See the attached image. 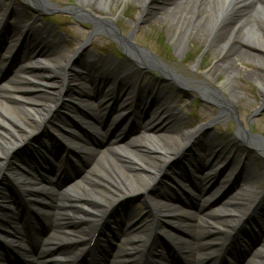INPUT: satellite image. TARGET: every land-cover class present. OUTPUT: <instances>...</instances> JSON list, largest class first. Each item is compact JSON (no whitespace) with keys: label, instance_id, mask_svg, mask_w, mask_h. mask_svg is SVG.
<instances>
[{"label":"bare ground","instance_id":"6f19581e","mask_svg":"<svg viewBox=\"0 0 264 264\" xmlns=\"http://www.w3.org/2000/svg\"><path fill=\"white\" fill-rule=\"evenodd\" d=\"M10 5L4 4L5 11H11V16H15L16 8ZM26 9H31V6H35L39 10L50 11L54 9V6L47 0H26ZM77 4L71 9L81 16L85 15L96 21V28L98 30L111 29L110 24L114 25V18L97 15L92 11L90 0H76ZM154 0H139L144 10L149 9ZM199 4H207L209 10V21L213 22V26L216 28L221 22H230V28L219 45V54L225 52H231L233 47L240 50L239 56L235 61L226 68L225 75H227L228 81H233L239 76L236 64L245 63V57H250L251 60L257 59L261 63V70L259 73H254L253 77H256V82L264 93V0H196ZM92 2L100 3L104 10L111 9L115 4V0H92ZM190 3L191 0H186L184 3ZM9 6V7H8ZM3 8L0 9V15H3ZM6 13V12H5ZM4 13V14H5ZM97 17V18H96ZM26 21H18L10 29L5 30L4 33L10 31L16 32L20 39H24V46H26V37L28 43V53L36 54V57L30 58L24 63L18 65V69L14 75L10 78H6L5 83L0 85V177H4L5 180L9 178L15 181L17 177L24 178V171L27 163L24 155L15 156L16 149L23 141L33 140L37 141L39 137H47L46 128L49 124L57 119L62 113V109L69 107V93L74 90L75 86L86 78L95 76V74H101L98 69L88 60L81 58L86 53V44L81 49H73L74 41L67 42V47L71 50L60 51L57 49L66 44V41L62 36L58 35L56 30L49 28L46 32L43 28L40 29L34 22L33 24H27ZM1 24V22H0ZM186 26V27H185ZM194 26V25H192ZM190 28V24L184 23L179 27V31L187 30L195 31L194 27ZM45 32V33H44ZM4 33L0 34V40L4 41ZM193 33V34H194ZM77 34V33H76ZM100 35V34H97ZM43 39L40 41L39 37ZM250 38H256L260 44H252L247 40ZM11 40V38H10ZM52 40V41H50ZM124 48L127 50V58L119 66L126 67L131 63L140 70H145L150 67L161 68L162 75L167 77L168 80L173 81L174 85L178 89L185 91L184 89L192 88V82L186 79L183 75L178 74L164 63H160L157 59H154L149 54H142L133 49L128 41H124ZM42 45H46L43 51L39 52ZM21 47L24 50L25 47ZM57 47V49L55 48ZM3 47H0L2 49ZM46 51V52H45ZM56 51V52H55ZM25 53V56L27 55ZM37 52H39L37 54ZM4 49L0 51V57L4 56ZM10 53V52H8ZM96 57V56H95ZM81 58V59H80ZM86 58V57H85ZM91 58V57H90ZM89 59V57H88ZM95 62H98L97 57ZM114 58H110L107 64L115 63ZM5 63V60H3ZM226 64L223 66L215 67L212 71L205 74V80L201 84H196L199 92L206 98L212 99L219 105L218 118L223 120L230 113H233L235 104L232 101L235 97L230 94L231 99L227 98L223 93L216 90L212 85L213 76L219 75L224 70ZM3 70V69H2ZM104 73V72H102ZM104 79H108L106 73H104ZM238 75V76H236ZM98 81L97 76L95 81ZM166 82V81H165ZM192 83V84H191ZM110 88L116 89L118 84L116 82L110 83ZM115 93L117 99H122L129 103L127 117L125 121L129 122L135 118L139 121V115L143 109L142 100L149 101L152 98L162 102L163 106L155 110L150 122L146 124V129L151 127L156 122H163L168 119L171 108L165 107L167 96L164 93H158L153 95L152 93H139L137 94L133 90V84L123 83L122 87ZM142 92V91H141ZM201 95V96H202ZM116 99V98H112ZM51 100H54L51 103ZM95 100L92 96L83 106L87 112L92 116V119L87 121V127L96 132L95 134L102 137L101 127H103L104 116L103 113L97 110L95 106L87 104ZM62 101V106L57 109ZM104 100H100L98 103H103ZM99 105V104H98ZM59 110V111H58ZM122 114L118 115L115 121L106 128H111L118 120H120ZM77 118L85 121L80 111H78ZM155 122V123H154ZM116 125V124H115ZM144 127V128H145ZM70 133H65L63 136L64 143L67 145V151L69 155L76 157L75 149H78L84 158H90L95 156L93 165L84 174L80 175L73 183H70L62 191L61 189L54 188L55 182L51 180L49 183H44L48 174L42 178V181L36 180L30 174L26 175V179L36 180L32 184L26 183L23 180L21 183L27 185L33 193L31 198L33 199V205L36 207L37 214L44 218L49 225V236L43 238L42 244L44 249L41 253H34L28 249L27 236L22 229L20 232L10 236L12 246H20L18 254L22 257H26L29 260L37 259L39 261L51 259L48 255L50 247L62 246L66 249L69 245L76 241H81L86 235V232L90 229L91 225L94 228L98 224L109 225L107 230L112 234V231L117 230L116 219L113 217L114 212L119 208L131 207L133 200L136 198L143 200L146 204L148 194L153 190H156L159 186H162L165 174L176 167L175 162L177 159H183L187 162L189 167L197 172L206 171L204 176H207L208 184L214 183L218 179L217 167L223 168V171L227 174L223 178L217 189H211L210 193L203 197L205 205L209 199L216 198L220 190L229 184V177L231 176V168H235V179H239L242 175L245 178L250 179L248 187L251 190L242 189L235 194V196L227 199L220 205L212 210H204L201 219L199 216L182 206L175 205L172 200V196H168L166 193L161 194L162 198L157 206L152 204V210L154 214L149 216L155 222L149 224L133 223V231H127L122 237L125 239V247L122 253L125 254V263L127 261L134 260L136 257L140 259V253L143 248L146 247L148 241H152L158 237L165 238L170 243L166 254L161 255L155 260L152 258V264H159L158 260L164 264H173V258L170 254H173L174 258L180 259L183 264H229V259H233V251L236 243H231V237L225 235V231L234 225L237 221L238 214L242 212V208L250 202V192L254 189L258 182L252 181L254 171L252 167L244 169L245 171H238L241 169L242 161L240 151L242 149L233 146L230 150L222 148L220 151H216L219 146L215 148V142L211 143V146L203 144L200 145V141L203 139L204 133L208 128L200 129L199 133L193 135L189 131L179 130L175 133L169 131L162 132L161 134L149 133L146 130L139 137H132L126 145H116L110 149L98 150L93 143H89L81 135L75 134L73 130L68 127ZM45 130V131H44ZM40 131V132H39ZM44 131V132H43ZM105 131V130H104ZM39 132V136L35 137L34 134ZM239 137L245 140L246 144L251 146L260 159L264 160V142L258 138H252L250 135L239 132ZM35 137V138H34ZM201 137V138H200ZM200 138V139H199ZM58 144V142H56ZM63 143V144H64ZM192 147H201V151L206 153L203 165H197V161L190 154ZM199 147V148H200ZM109 148V147H108ZM28 149V148H26ZM25 149V150H26ZM19 151V150H18ZM17 151V152H18ZM232 154V158L228 161V158L224 154ZM45 154V153H44ZM37 156H40L36 153ZM46 155L51 156L50 152L46 150ZM210 159L217 162L216 166L210 164ZM68 162V161H67ZM47 166V161L44 163ZM207 165L209 167H207ZM205 167V168H204ZM245 167V166H244ZM38 169V168H35ZM33 169V171H35ZM207 169V170H206ZM230 171V172H228ZM65 172V169L62 173ZM186 173L184 172V175ZM40 176V175H39ZM42 177V176H41ZM234 177V176H233ZM20 178L17 180L19 181ZM19 187L21 185L19 184ZM2 188H0L1 192ZM207 190L202 187V194H205ZM249 191V192H248ZM2 193H0L1 195ZM51 196L53 203L48 205L43 197ZM34 196V197H33ZM160 196V197H161ZM200 195H198L199 197ZM136 197V198H135ZM165 197V198H164ZM244 197V200L236 203V198ZM160 199V198H159ZM8 196H0V219L7 218L3 216V209H6L10 205ZM243 201V202H242ZM156 201H153L155 203ZM230 206H234L233 210L228 209ZM249 208V207H248ZM248 208L241 215V218L253 217V214L245 215ZM148 209V207H147ZM18 215L14 218L17 221ZM133 217V216H132ZM245 217V218H246ZM138 218L135 217L134 221ZM159 222V220H161ZM198 219V220H197ZM239 219V218H238ZM164 220V221H163ZM132 221V220H131ZM67 222L65 226L64 224ZM159 222V223H158ZM263 225V224H262ZM177 230H175L176 228ZM114 228V229H113ZM106 230V227L102 228ZM240 236V235H239ZM242 236V235H241ZM234 239V238H233ZM241 239V238H240ZM191 240H195L196 245L200 247L199 258L194 259V246L191 245ZM226 240V242L224 241ZM228 241V244H227ZM227 245V246H226ZM207 248L205 254L201 253ZM60 249V248H59ZM232 250L230 253L229 250ZM210 250V251H208ZM211 251L213 253H211ZM225 253V257H221V254ZM61 258V249L60 255ZM227 257V258H226ZM4 258V255H3ZM116 259H113L115 264ZM34 264L33 262H29ZM123 263V264H125ZM0 264H4V260L0 259ZM41 264V263H38ZM133 264V263H131ZM246 264H264V246L259 248L251 256L250 260Z\"/></svg>","mask_w":264,"mask_h":264},{"label":"rangeland","instance_id":"374dc122","mask_svg":"<svg viewBox=\"0 0 264 264\" xmlns=\"http://www.w3.org/2000/svg\"><path fill=\"white\" fill-rule=\"evenodd\" d=\"M48 1L54 6V9L48 11V13L41 12L42 14L34 12L31 9H26L23 0L14 1V3H16L12 4V7L16 8V14L15 16L12 15L9 17L6 26H14L21 20L27 23L29 22L30 25L36 22V24H38L37 26L40 29L43 28L46 32L49 31V28L56 30L57 34L62 36L66 41V44L59 47V49L55 47L58 52L61 50L66 52L67 50H71L72 48L67 47V42L75 40L73 49L79 50L83 44H88L87 46L89 47L86 49L85 55L91 57L89 60L93 59L96 55L99 59L102 58L106 60L109 57H115L117 58V62H123L125 59L123 56V49L117 42L112 43L104 36H91L93 32L92 24L83 18L75 19L70 14L74 13L71 8L77 4L76 0ZM184 1L186 0H154L152 5L149 6V9L147 8L145 10L139 0H115V4H113L109 10L105 8L103 10V6L100 3L94 4L92 0L87 2V4H91L94 13L98 15H102L101 13H103L105 17L114 18V23L121 29L120 31L123 36L127 37L133 34L132 44L138 45L139 48L142 47L149 50L156 56L158 61L163 62L167 67L183 75L193 83H191L192 88L189 87L183 91L182 88L178 89L173 81L165 82L161 80L163 77L153 69L140 72L142 76L135 75L132 83L137 88H142V91L150 87L156 88L160 86L165 96H167L165 107L171 108V110H169L170 114H168V119L164 122H156L157 124L147 129L148 132L161 134L165 131L175 133L179 130H183L195 134V132L202 127L210 126V129L204 133L200 145H203V143L211 144L215 142V145L220 146L217 151L222 147L231 149L233 146H235L234 150H236V148L242 149V151H240L241 157L239 158H243V161L252 167L254 171L252 181L258 182L255 188L258 189L260 187L264 190V160L260 159L259 154H257L253 148H250V150L246 147L239 146L235 138L237 132H240L237 130H243L244 128L253 138L264 141V93L262 91L263 89L261 90L257 84L255 80L256 77H253L254 73L260 72L262 67L261 63L257 59L251 60L250 57H245L246 59L248 58L245 63H235L238 68L237 71L239 72V76L236 75L238 77L233 81H228L225 70L235 61L237 56L241 55L240 50L236 48L237 46L231 48V52L219 54L218 45L224 40L230 28V22H221L216 28L213 26V22L208 19L209 10L207 4H199L196 0H191L190 3H184ZM4 4L5 0H0L1 9ZM8 5H10V3ZM1 18L2 16H0V20ZM184 23H189L190 28L194 25L192 27H194L196 32L199 31V33L196 34L194 33L195 31H189L190 28L179 31V27ZM39 40H43L41 36ZM247 41L255 45L260 44L256 38H250ZM10 43H12V41ZM101 49L104 51L100 52ZM99 53H101L100 56L98 55ZM31 56H33V54H31ZM14 58L18 59L14 61L15 63L12 64V66L10 64V69L5 72L4 77L6 74H9V72L10 75L8 78L12 77L18 69L19 63L24 61V58L21 57L19 53H15ZM2 59H4V56ZM224 64L226 65L223 67L224 70L221 71L222 73L213 76L212 83H214V85L212 86L229 99H231L230 94L234 95L235 98L232 101L235 104V109L233 113H230L223 120H219L217 103L212 99H206L195 86L196 84H201L205 80V74L212 71L215 67H221ZM2 68L3 64L0 63V69ZM131 78L132 76H129L125 80H131ZM140 78L142 79L140 80ZM5 80L6 79H2L1 84H4ZM137 80H140V83H138ZM155 104H157L156 107L153 103L151 109L148 108L144 110L141 116V126L143 128L134 132V134L137 133V137L144 133V127L150 122L153 116V113L151 114L152 109L157 110L160 103ZM93 105H95V108H98V104L93 103ZM83 126L86 127L85 125ZM74 130L79 134L76 129ZM90 131L93 132L92 130ZM114 132L115 130L107 134V139H102L98 136L97 138H93L91 142L94 144L95 148L102 150L104 148H113L116 145H126L132 137H136L135 135L131 137L127 133H122V136L118 139L120 143L114 144L112 143L113 137H115V142L117 141V133L114 134ZM200 149L201 147L192 148L196 153L191 152L190 154L195 159L194 163L197 161L196 166L198 163H204ZM94 160L95 156L90 158H84L83 156L81 163L71 171L69 170L59 185L62 186L80 177V175L90 169ZM216 164L217 162L213 163L214 166H216ZM176 171L180 172L178 169H172L171 172L169 171V174H173ZM219 173H221L218 178L219 181L214 185H210V188L217 189L223 180L221 177L227 174L223 171H219ZM167 175H165V185L160 188V192L169 191V189L170 191L177 189L170 181L166 184L168 179ZM201 177L203 176L201 175ZM196 182L200 183L203 181L196 180ZM2 184L0 188L4 186V182ZM170 186L173 188L171 189ZM247 186V180L240 182L239 187L234 180H230V183L219 194L216 200L209 199L207 201L208 203L205 205V202L202 200L203 198H200V202H198L199 199H194L192 204L197 206V208H191L189 211L197 214L200 220V216L204 212L203 210H207L205 209L206 206L209 205L208 210L219 207L228 198L235 196L241 189L245 190ZM5 187H7V185H5ZM187 189L188 192H190L189 190L191 189L189 187ZM1 191L4 192V187ZM180 197L183 200L186 198L184 193ZM155 199L156 198L152 194L148 197L149 201ZM129 206L131 207L126 208L124 211H118L119 214H122V221L118 228L121 239L126 233L125 230L133 234V226L129 229V225L134 222L133 218L138 216L136 222L138 221L139 223L146 222L149 224V222H151L149 217H147V211L145 210L142 200L136 198L133 200L132 205ZM49 225L48 222L45 223V229H47ZM253 239L258 241L257 235L253 236ZM123 240L124 239H122V241ZM249 251L245 253L244 259H247L246 262L253 255V250L251 251L252 255L251 253L250 255L248 254Z\"/></svg>","mask_w":264,"mask_h":264},{"label":"water","instance_id":"95a60500","mask_svg":"<svg viewBox=\"0 0 264 264\" xmlns=\"http://www.w3.org/2000/svg\"><path fill=\"white\" fill-rule=\"evenodd\" d=\"M90 23L93 25V27H94V31H95V33H103V32H105L107 35H109L110 37H112L113 39H116L117 37V35L119 36V32L117 31V29L114 27V26H111V29L114 31V33H116V34H114L112 31H101V30H98L96 27V21L95 20H90ZM123 40L124 39H120V41L121 42H123Z\"/></svg>","mask_w":264,"mask_h":264}]
</instances>
